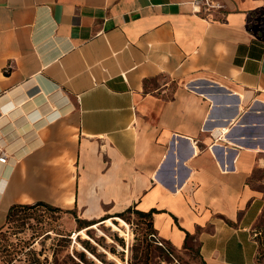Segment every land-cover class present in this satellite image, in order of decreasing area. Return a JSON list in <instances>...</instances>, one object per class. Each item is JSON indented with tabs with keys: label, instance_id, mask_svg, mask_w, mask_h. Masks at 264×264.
Instances as JSON below:
<instances>
[{
	"label": "crops",
	"instance_id": "crops-1",
	"mask_svg": "<svg viewBox=\"0 0 264 264\" xmlns=\"http://www.w3.org/2000/svg\"><path fill=\"white\" fill-rule=\"evenodd\" d=\"M219 2L0 0V232L131 209L196 264H264V0Z\"/></svg>",
	"mask_w": 264,
	"mask_h": 264
},
{
	"label": "rangeland",
	"instance_id": "rangeland-1",
	"mask_svg": "<svg viewBox=\"0 0 264 264\" xmlns=\"http://www.w3.org/2000/svg\"><path fill=\"white\" fill-rule=\"evenodd\" d=\"M69 219L44 205L16 208L0 232V264H74L72 258L85 251L86 239L99 254L97 259L87 253L91 264H196L198 260L195 249L179 253L168 244H155L150 217L135 212L94 224L90 236L84 229L75 232L79 225H71Z\"/></svg>",
	"mask_w": 264,
	"mask_h": 264
},
{
	"label": "trees",
	"instance_id": "trees-1",
	"mask_svg": "<svg viewBox=\"0 0 264 264\" xmlns=\"http://www.w3.org/2000/svg\"><path fill=\"white\" fill-rule=\"evenodd\" d=\"M36 205H44V206H47V207L51 208L52 210L60 211L59 208L52 207V206H48V205H45V204L37 203ZM22 206H26V205H16V206L12 207L11 210H10L9 216H10V214H11L16 208H18V207H22ZM131 211H132V210L130 209L129 212H131ZM136 213H137L140 217H150V215H151L150 213H144V212H136ZM125 214H126V213L118 214V215H117L118 217H116L115 220H118L119 217H121V218L124 219ZM105 219H106V220L114 221V219H112V218H109V219H108V217H107V218H104V221H106ZM93 224H95V223H90V224L85 225V226H83L82 224H79V228H78L77 232H79L80 230L84 229L85 232H87V234L90 236V234H91L90 231H91V227L93 226ZM151 226H152V223H151ZM152 230H153V226H152ZM153 234H155L154 231L151 232L150 236L152 237ZM80 235H81V234H78L77 239H81V238H80ZM152 241L154 242L153 239H152ZM82 242H83V244H84V247H85L84 249H85V251H82V252L77 253V254H76V257H74L76 260L72 258V261H73L74 264H91V260L88 258L87 253H90L94 258H97V259H98V255H99V254L96 252L95 247L92 246V244L89 242L88 239L83 240ZM113 251H114V250H113Z\"/></svg>",
	"mask_w": 264,
	"mask_h": 264
},
{
	"label": "built area",
	"instance_id": "built-area-1",
	"mask_svg": "<svg viewBox=\"0 0 264 264\" xmlns=\"http://www.w3.org/2000/svg\"><path fill=\"white\" fill-rule=\"evenodd\" d=\"M191 4L194 12H196L197 14H207L217 8L222 7L219 0H191ZM6 160L7 154L5 152H2L0 156V162L5 163ZM152 237L155 244L165 247L164 242L156 234H153Z\"/></svg>",
	"mask_w": 264,
	"mask_h": 264
},
{
	"label": "bare ground",
	"instance_id": "bare-ground-1",
	"mask_svg": "<svg viewBox=\"0 0 264 264\" xmlns=\"http://www.w3.org/2000/svg\"><path fill=\"white\" fill-rule=\"evenodd\" d=\"M115 227V226H114ZM120 230V229H119ZM121 234H123V233H121Z\"/></svg>",
	"mask_w": 264,
	"mask_h": 264
}]
</instances>
